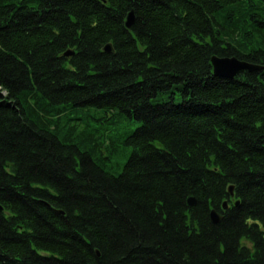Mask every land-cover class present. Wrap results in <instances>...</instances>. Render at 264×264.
Segmentation results:
<instances>
[{
  "label": "trees",
  "instance_id": "trees-1",
  "mask_svg": "<svg viewBox=\"0 0 264 264\" xmlns=\"http://www.w3.org/2000/svg\"><path fill=\"white\" fill-rule=\"evenodd\" d=\"M0 264H264V0H0Z\"/></svg>",
  "mask_w": 264,
  "mask_h": 264
},
{
  "label": "water",
  "instance_id": "water-1",
  "mask_svg": "<svg viewBox=\"0 0 264 264\" xmlns=\"http://www.w3.org/2000/svg\"><path fill=\"white\" fill-rule=\"evenodd\" d=\"M134 22H135V14L133 11H130L128 13L127 20H126L127 27L129 28L133 27ZM104 49L107 52H111L112 45L108 43ZM72 54H73L72 51H67L65 53V55L67 56L72 55ZM211 61L213 64L215 75L220 76V77H225V78H233L243 71L253 72V71L260 70L263 68L262 65H258L250 61L240 59L236 56L213 55L211 58ZM230 190L233 193V187H231ZM188 203L190 206H194L196 204L195 197L191 196L188 199ZM224 206L227 207V204L225 203ZM211 217L214 222H219L221 220V215L215 210L211 212Z\"/></svg>",
  "mask_w": 264,
  "mask_h": 264
},
{
  "label": "rangeland",
  "instance_id": "rangeland-1",
  "mask_svg": "<svg viewBox=\"0 0 264 264\" xmlns=\"http://www.w3.org/2000/svg\"><path fill=\"white\" fill-rule=\"evenodd\" d=\"M137 125L138 122H129L122 118H118L114 124L109 126V131L113 132L114 137L116 138V152L112 157L111 162L116 168L125 162L127 155L131 150L130 146L123 143V138L126 134L132 132V130H134ZM119 169L117 170L118 172L120 171Z\"/></svg>",
  "mask_w": 264,
  "mask_h": 264
},
{
  "label": "bare ground",
  "instance_id": "bare-ground-1",
  "mask_svg": "<svg viewBox=\"0 0 264 264\" xmlns=\"http://www.w3.org/2000/svg\"><path fill=\"white\" fill-rule=\"evenodd\" d=\"M253 63V62H252Z\"/></svg>",
  "mask_w": 264,
  "mask_h": 264
}]
</instances>
